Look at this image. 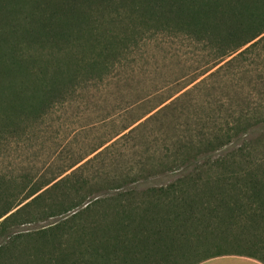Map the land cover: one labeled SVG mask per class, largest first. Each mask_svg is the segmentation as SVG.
I'll use <instances>...</instances> for the list:
<instances>
[{"label": "trees", "instance_id": "1", "mask_svg": "<svg viewBox=\"0 0 264 264\" xmlns=\"http://www.w3.org/2000/svg\"><path fill=\"white\" fill-rule=\"evenodd\" d=\"M166 32L213 51L205 72L218 67L208 78L235 75L258 64L264 50V0H0V139L15 133L24 115L44 117L83 73L85 81L102 79L118 53L142 39L136 34ZM242 108L228 131L176 153L180 171H190L167 184L141 191L120 185L83 206L62 200L73 192L82 197L87 186L66 176L39 194L42 188L0 200V218L18 207L0 230L32 208L59 216L11 232L0 264H198L224 254L264 262L257 254L264 250V133H252L264 131V97ZM244 131L252 133L245 144L213 156L226 137ZM63 183L72 190L53 199ZM240 247L254 252L230 250Z\"/></svg>", "mask_w": 264, "mask_h": 264}, {"label": "rangeland", "instance_id": "2", "mask_svg": "<svg viewBox=\"0 0 264 264\" xmlns=\"http://www.w3.org/2000/svg\"><path fill=\"white\" fill-rule=\"evenodd\" d=\"M136 36L142 39L124 47L102 79L85 81L88 75L79 74L44 117L24 115L19 126H12L15 133L0 139V192L8 195L0 200H22L42 188L39 194L66 176L87 182L82 197L73 192L62 199L72 205L81 199L83 206L120 185L141 191L167 184L190 171H180L174 162L177 152L186 155L192 143L225 133L250 98L264 97V50L255 58L258 64L235 75L208 78L218 66L205 72L213 63V51L205 44L182 33ZM252 133L260 139L263 127ZM252 133L226 137V145L213 156L242 146ZM259 146L263 150L264 139ZM69 185L63 183L49 195L55 199L61 195L56 192L72 190ZM43 209L32 208L9 220L0 230V246L11 232L39 229L59 218L51 215L55 211L35 214ZM230 250L254 252L246 247ZM257 254L264 257V250Z\"/></svg>", "mask_w": 264, "mask_h": 264}, {"label": "crops", "instance_id": "3", "mask_svg": "<svg viewBox=\"0 0 264 264\" xmlns=\"http://www.w3.org/2000/svg\"><path fill=\"white\" fill-rule=\"evenodd\" d=\"M198 264H264V262L244 254H224L208 258Z\"/></svg>", "mask_w": 264, "mask_h": 264}]
</instances>
